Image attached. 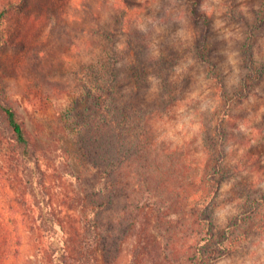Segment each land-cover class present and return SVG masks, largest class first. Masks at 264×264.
Wrapping results in <instances>:
<instances>
[{"label": "rangeland", "instance_id": "rangeland-1", "mask_svg": "<svg viewBox=\"0 0 264 264\" xmlns=\"http://www.w3.org/2000/svg\"><path fill=\"white\" fill-rule=\"evenodd\" d=\"M197 1L207 29L190 18L193 2L186 0H26L8 9L0 21L8 41L0 47V94L31 142L58 247L47 254L35 231L19 223V253L0 264H60L63 242L82 241L95 181L76 144L77 121L90 114L79 79L89 81L87 73L98 66L107 82L115 81L120 105L133 107L134 130L147 109H164L151 121L149 138L166 154L193 161L179 173L188 191L200 193L196 187L206 178L219 183L210 204L213 242L232 227L224 242L230 253L203 264H264V74L245 80L251 64L264 69V0ZM0 150H12L1 118ZM135 194L141 208L134 211V229L117 225L124 201L103 215L111 223L102 232L112 249L101 264H202L188 252L200 237L181 230L197 208L196 197L183 203V191L153 199L146 191ZM8 207L0 198V220L12 228L20 218ZM36 216L26 222L38 226ZM143 228L146 251L133 263Z\"/></svg>", "mask_w": 264, "mask_h": 264}, {"label": "trees", "instance_id": "trees-1", "mask_svg": "<svg viewBox=\"0 0 264 264\" xmlns=\"http://www.w3.org/2000/svg\"><path fill=\"white\" fill-rule=\"evenodd\" d=\"M186 1L193 2L188 10L190 18L197 21L202 20L207 29L209 19L206 14H201L197 9L199 2L197 0ZM2 2L4 6L0 12V21L3 22L5 14L15 2L22 4L26 0H2ZM6 40L7 34L0 33V47L7 45ZM252 58L253 55H249V59L252 60ZM248 69L252 73L246 76V81H255L264 74L263 68L262 71L255 70L253 64ZM257 72H260V75L254 78ZM89 74V81L79 79L83 92L89 98L90 114L77 121L76 127L80 125L81 127L76 135V144L79 156L94 170L92 177L95 186L87 196L91 217L80 230L83 235L81 242L73 241L75 245L70 241L63 242L60 264H101V259L112 249L110 237L102 232L111 223H107L103 215L124 201L121 221L117 225L121 227L122 223H126L128 229H134L139 217L134 211L141 208L139 204H136L138 201L136 191H146L147 199L162 196L161 194L165 191H183L187 194L183 203L189 201L190 197H196L197 208L189 213V220L181 225L183 233L196 234L200 237L195 247H189L188 252L192 254V260L196 259L198 263L202 261L203 264V260H212L230 253L224 242L229 240L228 235H231L229 232L232 227L228 226L223 232L216 233L221 235L222 241L213 242L215 233L210 204L215 194L214 191L218 190L214 184L217 186L219 183L215 181L211 183L206 178L201 181L199 187H196L200 193L188 191V186L179 173L184 174L193 161L186 162L181 155L166 154L163 149L155 145L156 142L152 138H149L151 121L160 117L164 109L156 106L147 109L143 113L142 123L138 125V129L134 130L135 123L132 122L131 114L133 107L120 105L116 95V83L114 80L113 83L106 81L104 67H94L91 72L87 73ZM164 100L163 98V102ZM0 118L7 129L12 147L11 151L4 153L5 155L0 150V156L4 155V159L0 161V190H2L0 198L1 202L9 204L7 212L13 217L20 218V221L16 219L13 222L12 228L0 220V263L19 253L21 242L19 223L35 231V241L38 240L47 248V254L52 255L54 252L50 250H56L58 247L53 237L56 228L54 213L52 209L47 208L46 205L49 206V203L44 204L47 202V191L39 189V186L42 187L40 181L42 178L38 176L39 165L37 163L33 165L35 161L27 132L14 108L5 102L1 94ZM208 141L210 142L209 148L213 147L214 140L211 136ZM157 156L165 158L157 159ZM212 165L208 164L205 174L208 175L211 172ZM216 166L220 169L218 163ZM188 178H190L189 181L196 180L195 177L189 176ZM176 199H181V195H176ZM34 212L37 214L34 220L38 222L36 227L28 224L25 219ZM247 213L243 212L244 215ZM148 220L146 215L141 220L142 224H146ZM145 231L146 228H143L138 231L140 233H137V244L132 255L133 263L139 260L146 251L147 233Z\"/></svg>", "mask_w": 264, "mask_h": 264}]
</instances>
